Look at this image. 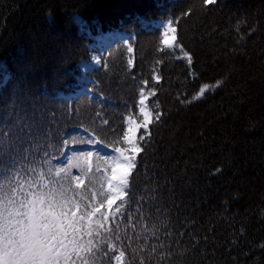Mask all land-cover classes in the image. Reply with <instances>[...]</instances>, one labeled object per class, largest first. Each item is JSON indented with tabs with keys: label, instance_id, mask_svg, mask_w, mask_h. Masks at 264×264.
I'll use <instances>...</instances> for the list:
<instances>
[{
	"label": "trees",
	"instance_id": "obj_1",
	"mask_svg": "<svg viewBox=\"0 0 264 264\" xmlns=\"http://www.w3.org/2000/svg\"><path fill=\"white\" fill-rule=\"evenodd\" d=\"M145 20L170 21L189 57ZM112 30L133 34L132 55L117 42L89 76L92 95L62 97L94 35ZM141 89L161 119L140 133L130 191L80 233L68 264H264V0H0V195L10 174L25 194L32 176L65 182L68 168L51 180L44 169L65 139L89 141L77 128L123 146ZM100 177L82 179L81 207L105 201Z\"/></svg>",
	"mask_w": 264,
	"mask_h": 264
},
{
	"label": "snow or ice",
	"instance_id": "obj_2",
	"mask_svg": "<svg viewBox=\"0 0 264 264\" xmlns=\"http://www.w3.org/2000/svg\"><path fill=\"white\" fill-rule=\"evenodd\" d=\"M214 2L215 0H206V3ZM172 32H175L174 28ZM164 43H169L167 38ZM219 83L217 82V86ZM207 90L206 85L199 95L202 96ZM195 98L198 99L199 96ZM139 103L144 116L143 122L136 124L135 121L128 120L127 131L123 133V141L128 148L116 149L119 155L111 157L110 175L107 177L108 193L105 196L109 208L114 201L122 199L130 191V180L138 167L137 157L144 151L135 139L137 129L147 130L150 123L159 122L161 119L157 115L155 121L151 120V114L145 110L144 99L141 98ZM19 131L21 134L25 131L30 133L31 126L21 121ZM147 136L150 141L151 134L147 133ZM140 139L144 140V136ZM13 176L14 174L8 176V189L0 195V264H68L72 253L83 247L77 239L81 230L91 234L92 218L101 212L104 203L93 204L90 208L81 207L80 201L85 197L76 191L82 183L79 176H69L59 186L44 185L17 202ZM85 220L88 221L87 226L84 224ZM96 223L99 224L100 221L97 220ZM120 255L123 256V253Z\"/></svg>",
	"mask_w": 264,
	"mask_h": 264
},
{
	"label": "rangeland",
	"instance_id": "obj_3",
	"mask_svg": "<svg viewBox=\"0 0 264 264\" xmlns=\"http://www.w3.org/2000/svg\"><path fill=\"white\" fill-rule=\"evenodd\" d=\"M143 24H149L150 28H155L159 29L162 38H163V43L164 40L167 38L169 43L165 44V47L169 48L171 51L175 53L179 58L186 59L189 56L187 54H184L181 52L179 47L176 44V40L172 39L173 36H175V32H172V29L174 28L173 24L170 21H162V20H145L143 21ZM175 29V28H174ZM110 32V33H109ZM88 33V30H87ZM165 33H167V36H165ZM108 34V35H107ZM129 36H133L132 33L126 32V31H121V30H112V31H106V32H98L96 35H94V39L90 44V52L89 55L86 59L81 60L77 64V71H78V79L75 82L74 86L67 92H62L60 95L62 97H65L69 99V101H73L76 99L78 96H81L83 94H91L89 91L88 83L92 81V79L89 77L90 74L93 72L94 69L98 68L101 65L103 53L105 50L110 49L113 47L117 42H124L127 43V39ZM112 42V43H111ZM101 44V45H100ZM129 54L132 55V48L131 46L127 47ZM130 64H132V58L129 59ZM92 95V94H91ZM143 98L145 101L144 107L145 110L148 111L150 115V119L153 120L155 118V112L152 110L151 107H149L148 100L150 98V95L147 91H140V99ZM141 105L139 103V111H140ZM141 113V111H140ZM131 119L136 122V124H141L144 120V116L141 113V120L140 122L136 121L134 118L131 116H126L125 121H126V131L128 128V120ZM149 127V126H148ZM142 129L146 131L144 128H139L137 129L135 133V139L137 143L140 144V133H142ZM79 133L83 137H88L90 138V141L88 144H83L80 146H73L71 147L70 145L66 144L64 146V152L62 153V157L59 160V162L56 164V170L55 173L59 171L60 164L63 165L66 161L71 160L70 164V177H80L81 180L84 177V173H89L92 172V162L89 164V159L90 156L92 158L90 159L91 161L97 163V166L95 168L97 173H100L101 176V183L103 187L104 194L107 195L108 193V185H107V177L110 175V163H111V157L112 156H118L119 154L116 152V149H125L127 150L128 146L124 142L123 146L119 147H108L105 145H102L100 147L99 142H96V140L90 136L86 131H81L79 130ZM44 185V184H43ZM42 185V186H43ZM22 189L26 187V184L20 185ZM40 188L39 184H35L33 187H31L29 190L35 191L36 189ZM22 193V196L26 195L23 193L22 190H19L17 194ZM15 198H18L17 195ZM92 204L99 205L101 204L99 197L97 195L92 196ZM19 199V198H18ZM117 200L113 202L111 208L107 207V203L104 201V207L101 208V212L97 213L91 221L92 225L97 224L96 221L99 219V216L101 213L103 214V218L105 219L108 215L111 214L112 208L115 207ZM100 221V220H99ZM88 223L87 220L84 221V224ZM101 224V222L99 223ZM98 225V224H97ZM81 234H84V231L81 230Z\"/></svg>",
	"mask_w": 264,
	"mask_h": 264
},
{
	"label": "bare ground",
	"instance_id": "obj_4",
	"mask_svg": "<svg viewBox=\"0 0 264 264\" xmlns=\"http://www.w3.org/2000/svg\"><path fill=\"white\" fill-rule=\"evenodd\" d=\"M110 33V32H109ZM108 35V34H107ZM112 43V42H111ZM101 45V44H100Z\"/></svg>",
	"mask_w": 264,
	"mask_h": 264
}]
</instances>
